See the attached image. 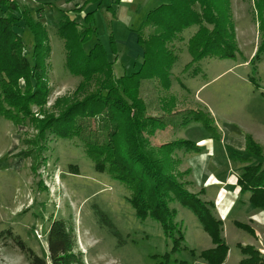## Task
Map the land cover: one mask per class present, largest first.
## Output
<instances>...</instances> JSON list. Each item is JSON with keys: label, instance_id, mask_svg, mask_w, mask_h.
<instances>
[{"label": "rangeland", "instance_id": "obj_1", "mask_svg": "<svg viewBox=\"0 0 264 264\" xmlns=\"http://www.w3.org/2000/svg\"><path fill=\"white\" fill-rule=\"evenodd\" d=\"M33 1L18 5L45 24L48 50H43L44 60L36 65L39 70L33 67L34 33L22 19L14 30L23 48L16 50L15 57L18 61L26 57L31 66L28 76L9 77L0 64V107H8L3 111L9 110L21 121H11L15 118L0 112V232L10 230L47 264V232L54 220H63L71 230L74 253L82 264H208L201 255L215 246L198 219L178 202L171 198L165 202L173 218L165 234L158 222L135 217L125 174L128 134L134 133L146 160L170 167L182 187L222 221L221 237L228 248L222 264H239L242 243L254 245L264 264V206L255 207L250 203L253 193L242 195L236 188L247 165L250 176L244 177L245 182L250 178L264 186V55L256 56L264 47L259 30L260 22L264 27V0H210L212 14L219 17L224 9L230 22L226 29L231 35L234 31V57L193 62L196 53L187 45L199 27L191 26L177 31L176 41L165 45L164 51H169L162 69L157 62L151 63L150 56L146 75L153 74L131 80L118 78L139 72L143 49L137 42L141 54L137 53L116 39L127 40L135 34L138 40L149 13L168 0L159 5H155L158 0H134L133 4L81 0L83 17L88 16L94 31L91 41L106 46L115 76L100 55L95 63L83 60L76 48L70 63L64 64L58 23L52 25L57 10ZM41 1L59 8L66 0ZM66 6L63 9H73ZM193 7L199 12L198 4ZM40 12L44 18L36 17ZM203 26L213 31L212 24ZM91 44L84 46L87 52ZM105 87L111 88L107 102L118 106L119 116L79 118L81 125L64 137L40 133L45 120L61 116L89 96L95 100ZM184 141L196 144L200 153L188 152ZM105 144L108 150L102 149ZM238 154L253 161L242 164ZM95 161L104 164L105 173L94 170ZM69 166H76L78 174H72ZM244 186L255 187L249 181ZM258 195L254 193L255 198ZM227 206L224 219L219 218ZM251 249L245 250L244 258L254 263L258 259ZM0 264H29L6 235L0 237Z\"/></svg>", "mask_w": 264, "mask_h": 264}, {"label": "trees", "instance_id": "obj_2", "mask_svg": "<svg viewBox=\"0 0 264 264\" xmlns=\"http://www.w3.org/2000/svg\"><path fill=\"white\" fill-rule=\"evenodd\" d=\"M210 0H168L166 4H160L149 13V18L142 27L138 34V44L143 49V63L139 72L134 73L131 77H120L118 79L131 80L137 76H143V78L152 75V71L147 73L149 65V57L153 56V61L157 62L156 67L162 69L163 60L165 54L169 51H164L167 43H173L176 41L177 31L185 30L191 26H198V31L189 39L188 49L191 53H196V56L191 55L194 59L193 62L200 61L206 58H219L230 59L234 57L236 51V43L234 39V31L232 29V35L226 29V25L230 26V22L227 21V16L223 10L220 12L219 17H215L211 10L213 9L209 5ZM198 4L199 12L202 11V16L199 12L195 11L194 5ZM214 9H217L215 7ZM79 11V10H78ZM61 15V19L57 26V35L64 43L65 62L70 63L73 58V48L80 51V57L83 60L88 59L95 63L97 54L101 56V60L104 66L112 71V62L107 57L105 50L98 42H92L93 29L88 20V16L84 15L82 23H77L69 18L62 11L57 10ZM19 14V17H15ZM22 19L24 25H29L34 33V50L32 51V58L34 61V69L39 70L36 67L37 63H41L44 59L43 50H48L46 44L47 34L44 30V26L38 21V19H32L30 14L25 10H20L18 3H9L5 0H0V56L4 58L0 62L2 66L3 74L7 76L18 75L20 78L25 79L30 70L29 63L25 58L21 61L16 60L15 52L19 48H23L20 35L14 30L16 24ZM200 19H202L200 21ZM206 23L212 24L213 31L208 32L203 26ZM262 25V26H261ZM147 30L152 32L147 33ZM259 30L264 34L263 24L260 22ZM232 40V43L230 42ZM94 41V40H93ZM91 42V47L87 52L84 46ZM230 42V43H229ZM264 45V44H263ZM258 55H264V47L258 50ZM5 63V64H4ZM4 64V65H2ZM19 64L21 66H19ZM159 74V73H158ZM146 75V76H145ZM157 76V72L154 73ZM117 78V77H116ZM154 78V77H153ZM111 88L105 87L104 91L99 92V96L94 100L91 96L85 98V100L79 101L68 107L61 116L48 118L43 122V126L40 130L41 134H47V132L57 134L61 137L68 135L74 127L81 125L77 119L87 120L88 118L101 117L110 118L109 115L119 116L115 110H118V106L114 103H108L109 95L111 94ZM109 94V95H108ZM110 105V107H109ZM3 104H1L0 112L4 113L6 117H14V114H9V110L3 111ZM9 109L8 107H5ZM121 115H124V111H120ZM109 116V117H108ZM92 117V118H91ZM15 122H21L15 118L11 120ZM119 121V120H117ZM116 121V122H117ZM100 121V125H101ZM103 125V124H102ZM101 125V126H102ZM134 135V136H133ZM115 136V134H113ZM128 143L125 160L126 163L125 174L126 178L130 180L128 184H131L130 191L133 194L129 198V203L134 211L135 217L138 220H145L150 218L151 220L161 224V229L165 234L168 232L169 227L172 225V213L167 209L166 201L170 198L173 201L178 202L198 219L202 229L210 236L213 245V249L204 252L201 257L208 264H222L227 256L228 248L222 241V222L216 219L210 210L201 204V200L196 196L190 194L186 189L182 187V183H179L173 173H171L170 167H162L158 164L152 163L146 160L143 150L141 151L137 144L138 137L134 133L128 134ZM110 144V143H108ZM104 145L102 149H109V145ZM185 149L187 151H195L200 153L197 145L184 141ZM188 147H187V146ZM240 156L241 163H248L253 160L250 158H242ZM93 158V157H92ZM116 158V154L113 156V160ZM104 161L108 162L106 157H103ZM249 164V163H248ZM246 167L239 174L237 180V188L240 193L250 192L253 193L250 198V203L254 202L255 207L264 206V186L257 181L248 178L245 182L244 177L247 173ZM72 174H78V168L76 166H69ZM94 170L97 173H105L106 169L101 161L94 162ZM189 174V170H187ZM126 181V180H125ZM253 182V188H245L244 185L247 182ZM127 184V182H123ZM129 184V185H130ZM259 192V195L255 198L254 193ZM260 196V197H259ZM259 197V198H258ZM213 207L214 205L210 203ZM253 205V204H252ZM6 235L17 247L20 253L24 254L29 264H47L45 259H42L35 255L29 248H27L18 236H14L10 230L0 232V237ZM172 240V239H171ZM174 244V241L172 242ZM172 244V249L175 250V245ZM249 246L241 247L242 259L239 264H263L258 252L254 249L251 251L256 254L258 261L252 262L251 258H244L245 250L249 249ZM75 239L71 230L67 227L63 220H54L47 232V251L50 264H82L81 258L78 254L74 253Z\"/></svg>", "mask_w": 264, "mask_h": 264}, {"label": "crops", "instance_id": "obj_3", "mask_svg": "<svg viewBox=\"0 0 264 264\" xmlns=\"http://www.w3.org/2000/svg\"><path fill=\"white\" fill-rule=\"evenodd\" d=\"M82 1H84V0H82ZM162 1L164 2L165 0H158L155 5H159ZM33 2L34 3H38L36 5H39L41 3L42 4H47V6L49 8H54L56 10L62 11L64 14H66V16L69 18V20H74L77 23H82L81 19L83 17V8H85V6L81 7V0H66L65 2H63L61 4V6L59 8H57V6H54V4H52L51 2L50 3H46L45 1H41V0H34ZM129 2H131V4H133L134 0H119V4H121V3L125 4V3H129ZM22 3H24V1ZM65 5H67L66 8H69V7L73 6V9H71V10L63 9L65 7ZM120 8H121V6L117 8V13H120ZM123 11L125 13L129 14L128 10H124L123 9ZM55 15H56L55 22H53V24H52L54 26L57 25V23L59 22V18L61 17V15L58 12H55ZM36 17L44 18L45 17L44 16V12H40L39 14L36 13ZM128 19L130 20V18H128ZM44 26H45V24H44ZM56 31H57V27H56ZM127 37H128L127 40H124V39H118L117 40L116 39V41H117L118 44L124 45V46L126 45V46L130 47L131 49H133L134 51H136L137 53L141 54L140 48H139V46L137 44L136 35L133 34V35H130V36H127ZM98 43L100 44V42H98ZM101 46L106 49V46H104L102 43H101ZM116 57H117V55L114 56V59H116ZM223 187H225V186H223ZM244 194H247V192L242 193V195H244ZM228 208H229L228 206L223 208V211L220 212V217L219 218L224 219L223 216H222L223 212H227ZM239 246L245 247L243 243L241 245H239ZM247 246L252 247L254 250H256L259 253V256H261L260 252L258 251L257 248L254 247V245L251 244V245H247Z\"/></svg>", "mask_w": 264, "mask_h": 264}, {"label": "built area", "instance_id": "obj_4", "mask_svg": "<svg viewBox=\"0 0 264 264\" xmlns=\"http://www.w3.org/2000/svg\"><path fill=\"white\" fill-rule=\"evenodd\" d=\"M5 1H7L9 3H18L19 4L20 2H23L25 0H5ZM36 238L40 240L41 239V236L36 233Z\"/></svg>", "mask_w": 264, "mask_h": 264}]
</instances>
